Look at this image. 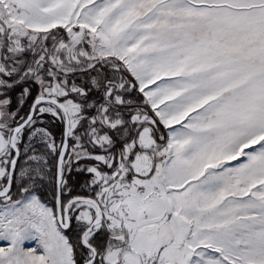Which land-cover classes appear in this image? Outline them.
I'll list each match as a JSON object with an SVG mask.
<instances>
[{"label":"snow or ice","instance_id":"obj_1","mask_svg":"<svg viewBox=\"0 0 264 264\" xmlns=\"http://www.w3.org/2000/svg\"><path fill=\"white\" fill-rule=\"evenodd\" d=\"M0 245L264 264V0H0Z\"/></svg>","mask_w":264,"mask_h":264},{"label":"rangeland","instance_id":"obj_2","mask_svg":"<svg viewBox=\"0 0 264 264\" xmlns=\"http://www.w3.org/2000/svg\"><path fill=\"white\" fill-rule=\"evenodd\" d=\"M53 132H54V134L57 135V137H59V132H60L59 127H54V128H53Z\"/></svg>","mask_w":264,"mask_h":264},{"label":"crops","instance_id":"obj_3","mask_svg":"<svg viewBox=\"0 0 264 264\" xmlns=\"http://www.w3.org/2000/svg\"><path fill=\"white\" fill-rule=\"evenodd\" d=\"M0 246H3V245H0ZM28 246H34V243H32V244H29Z\"/></svg>","mask_w":264,"mask_h":264}]
</instances>
